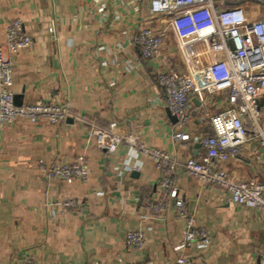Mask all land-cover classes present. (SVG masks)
Segmentation results:
<instances>
[{"label":"crops","instance_id":"1","mask_svg":"<svg viewBox=\"0 0 264 264\" xmlns=\"http://www.w3.org/2000/svg\"><path fill=\"white\" fill-rule=\"evenodd\" d=\"M228 3L242 6L251 20L264 18V0ZM152 18L148 7L135 11L124 0H0L5 53L12 20L19 19L34 40L13 56L15 102H58L121 135L138 134L174 158H201V139L213 133L211 117L229 106L228 83L213 93L191 92L190 138L181 140L157 73L174 67L200 74L222 56L208 41H192L160 68L134 41ZM259 105L264 129V96ZM81 155L91 169L88 181L46 178V166ZM224 167L239 180H263L258 140L244 144ZM173 178L186 214L209 229V245L177 249L186 218L159 186L153 162L128 143L109 153L97 146L88 124L72 117L58 124L18 119L0 125V264L28 258L36 264H169L180 256L189 264H264V212L234 204L222 186L181 167ZM67 199L79 208L62 212L60 202ZM137 229L146 234L143 250L125 244L126 233Z\"/></svg>","mask_w":264,"mask_h":264},{"label":"built area","instance_id":"2","mask_svg":"<svg viewBox=\"0 0 264 264\" xmlns=\"http://www.w3.org/2000/svg\"><path fill=\"white\" fill-rule=\"evenodd\" d=\"M135 11L149 9L153 18L145 20L134 37L143 58L156 61L161 68L170 65V58L182 52L192 41H208L221 60L200 74H182L174 67L161 68L158 82L167 95L168 108L177 121L176 139L187 140L191 92H215L224 81L229 87V106L211 117L213 133L201 139L205 153L201 158H174L168 151L148 146L138 134L121 135L115 129L74 114L66 106L52 101L17 104L12 92L14 85L13 56L33 46V37L23 32L22 22L12 20L6 31L8 54L0 47V125L18 119L35 122L46 119L58 124L72 117L89 125V132L99 148L114 153L124 143L148 159L159 172L158 184L175 199L179 214L185 219L184 238L177 249L198 243L212 242L209 229L195 226V220L184 209V200L177 194L173 174L179 167L199 176L207 183L218 184L239 206L264 212V179L243 181L228 174L224 163L237 156L244 144L257 139L259 161L264 164V129L259 100L264 96V18L251 20L240 5H228V0H124ZM174 36L176 41L170 42ZM141 166L139 167V169ZM48 180L67 183L86 182L91 176L90 166L81 155L69 164L53 163L45 168ZM61 211L79 208L77 200L60 202ZM147 239L143 229L129 230L125 236L128 247L143 250ZM10 264H17L12 262ZM24 264H36L32 258ZM134 264H157L138 261ZM169 264H189L180 256Z\"/></svg>","mask_w":264,"mask_h":264},{"label":"water","instance_id":"3","mask_svg":"<svg viewBox=\"0 0 264 264\" xmlns=\"http://www.w3.org/2000/svg\"><path fill=\"white\" fill-rule=\"evenodd\" d=\"M172 117H174V116H172Z\"/></svg>","mask_w":264,"mask_h":264}]
</instances>
